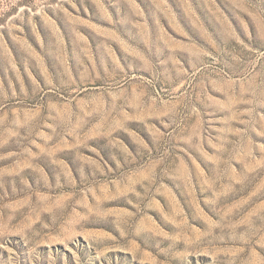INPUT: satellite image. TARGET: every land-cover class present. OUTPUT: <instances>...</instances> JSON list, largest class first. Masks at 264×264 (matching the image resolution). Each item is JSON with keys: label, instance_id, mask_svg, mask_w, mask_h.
<instances>
[{"label": "rangeland", "instance_id": "374dc122", "mask_svg": "<svg viewBox=\"0 0 264 264\" xmlns=\"http://www.w3.org/2000/svg\"><path fill=\"white\" fill-rule=\"evenodd\" d=\"M0 264H264V0H0Z\"/></svg>", "mask_w": 264, "mask_h": 264}]
</instances>
